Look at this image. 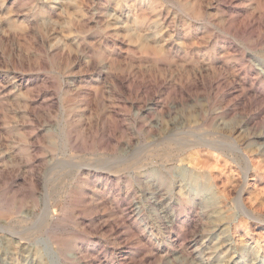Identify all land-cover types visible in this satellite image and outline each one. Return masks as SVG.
I'll return each instance as SVG.
<instances>
[{"label":"rangeland","instance_id":"obj_1","mask_svg":"<svg viewBox=\"0 0 264 264\" xmlns=\"http://www.w3.org/2000/svg\"><path fill=\"white\" fill-rule=\"evenodd\" d=\"M207 263L264 264V0H0V264Z\"/></svg>","mask_w":264,"mask_h":264},{"label":"bare ground","instance_id":"obj_2","mask_svg":"<svg viewBox=\"0 0 264 264\" xmlns=\"http://www.w3.org/2000/svg\"><path fill=\"white\" fill-rule=\"evenodd\" d=\"M194 145V144H193ZM199 145V144H198ZM214 145V144H213ZM213 145H209V146H212L213 147ZM191 147V146H190ZM193 148V147H192ZM210 149V148H209ZM223 149V148H222ZM235 149V151H236V153H237V155L238 156H241L242 158H243V160H244V163H245V167H246V170H245V176H247V174H248V172H249V170H250V168H251V165H250V163H249V161H248V159H247V157H246V155H245V153L243 152V150L240 148V147H235L234 148ZM193 150V149H192ZM213 151V150H212ZM224 190V189H223ZM241 191H240V193H239V199H241ZM178 197V196H177ZM160 200H161V198H160ZM188 200V199H187ZM170 205H171V203H170ZM244 216H246L247 217V219H249V218H254V219H256V216L254 215V213L250 210V209H248L247 207H246V209L243 211V213H242ZM243 216V217H244ZM260 221V220H259ZM227 226V225H226ZM19 244V243H18ZM52 245V244H51ZM197 249V248H196ZM226 251V250H225ZM200 253V252H199ZM57 254V253H56ZM239 254V253H238ZM195 255V254H194ZM199 255V254H198ZM196 256V255H195ZM232 256V255H231ZM236 259V258H235ZM207 261H205V263H206ZM208 264V263H207Z\"/></svg>","mask_w":264,"mask_h":264}]
</instances>
